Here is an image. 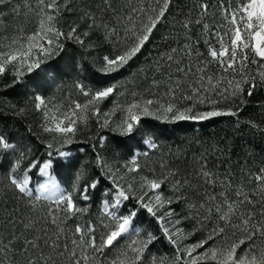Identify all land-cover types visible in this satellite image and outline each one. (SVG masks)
Returning a JSON list of instances; mask_svg holds the SVG:
<instances>
[{
  "label": "snow or ice",
  "instance_id": "6c2138e0",
  "mask_svg": "<svg viewBox=\"0 0 264 264\" xmlns=\"http://www.w3.org/2000/svg\"><path fill=\"white\" fill-rule=\"evenodd\" d=\"M0 264H264V0H0Z\"/></svg>",
  "mask_w": 264,
  "mask_h": 264
},
{
  "label": "trees",
  "instance_id": "16d2710c",
  "mask_svg": "<svg viewBox=\"0 0 264 264\" xmlns=\"http://www.w3.org/2000/svg\"><path fill=\"white\" fill-rule=\"evenodd\" d=\"M157 44L160 43L159 39H157ZM11 99L17 100L21 97H10ZM251 112L252 109H249ZM161 127H164L161 125ZM198 131H194L192 127L188 125H183L181 127H174L172 125L167 126V131L163 134L157 133L160 135L161 140L165 143L175 146H184L188 138L193 136H202L204 138H208L210 134H218L219 136H225L228 134V130L230 129V124L226 119L218 120L215 124H211L209 127L200 129L199 125L195 126ZM247 137L241 140L239 137L235 138V144L237 145L236 151L242 155V149L247 146ZM256 151L259 152L260 148H256ZM239 158V156L237 157ZM59 176L67 177V173L61 171ZM58 176V178H59Z\"/></svg>",
  "mask_w": 264,
  "mask_h": 264
}]
</instances>
